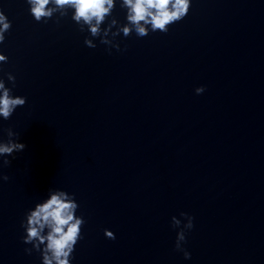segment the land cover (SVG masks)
I'll list each match as a JSON object with an SVG mask.
<instances>
[{
    "label": "water",
    "instance_id": "obj_1",
    "mask_svg": "<svg viewBox=\"0 0 264 264\" xmlns=\"http://www.w3.org/2000/svg\"><path fill=\"white\" fill-rule=\"evenodd\" d=\"M0 8V74L27 97L0 119L26 145L2 169L0 264H41L19 221L50 185L86 219L73 264H264V0H192L167 32L111 51L68 17L34 20L26 0ZM180 210L189 258L174 248Z\"/></svg>",
    "mask_w": 264,
    "mask_h": 264
},
{
    "label": "clouds",
    "instance_id": "obj_2",
    "mask_svg": "<svg viewBox=\"0 0 264 264\" xmlns=\"http://www.w3.org/2000/svg\"><path fill=\"white\" fill-rule=\"evenodd\" d=\"M26 3L34 20L47 23L51 18L59 22L68 17L85 33L87 46L96 47L95 38L98 37L99 42L111 51L112 48L121 49L120 37L132 33L144 36L157 30L167 32L169 25L187 15L192 0H26ZM11 24L7 13L0 8V44ZM8 59V54L0 49V70L4 69L3 62ZM15 83L14 72L0 74V119H8L17 106L27 101L25 95L14 92ZM205 88L206 85L197 84L194 91L199 94ZM19 137L20 133L11 125L0 132V179L9 178L8 173L2 171L3 167L26 146ZM19 223L25 252H37L41 264H73L74 250L83 238L82 227L86 223L75 192L50 185L46 195L24 211ZM170 224L176 229L174 248L189 258L191 251L186 241L188 231L194 227L193 214L180 210L179 215H171ZM103 232L107 237L115 238L111 228L105 227Z\"/></svg>",
    "mask_w": 264,
    "mask_h": 264
}]
</instances>
